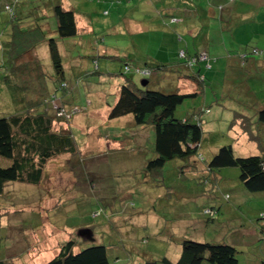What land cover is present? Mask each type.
Segmentation results:
<instances>
[{
	"label": "rangeland",
	"instance_id": "374dc122",
	"mask_svg": "<svg viewBox=\"0 0 264 264\" xmlns=\"http://www.w3.org/2000/svg\"><path fill=\"white\" fill-rule=\"evenodd\" d=\"M53 1L20 0L22 21L32 20V16L27 17L26 4L32 7ZM138 1L73 0L88 20L81 25V32L61 39L47 30L50 37L58 38L65 87L54 84L56 71L49 43L39 44L47 81L42 80L49 84V88L45 87L46 96L51 98L49 109L54 113L51 107L56 103L63 112L62 120L54 125L71 132L78 151L50 159L37 185L11 181L4 187L0 194V260L5 264H44L69 239L78 240L77 250L93 243L106 244L110 264H145L164 255L174 261L182 248L178 237L183 234L236 247L238 264H264V191L248 190L239 178L240 169L234 166L215 169L216 182L207 179L211 174L207 162L222 145L232 144L237 156L264 154V124L257 117L262 104L249 94L232 93V87L237 90L242 78L239 74L244 70L230 74L232 69L226 67L224 59L213 70L207 67L209 62H203L206 78L200 83L167 74L157 77L156 72L147 76L134 70L126 72V62L131 67L141 63L134 57H125L123 50L132 51L133 47L131 43L126 45L130 39L118 36L117 32H123L126 17L143 18L144 13L129 10ZM214 1L219 9L236 5L245 11L262 2ZM7 2L13 0H0V66L10 58L7 41L13 24L4 7ZM232 17L229 14V20ZM233 18L237 27L244 28V37L240 38L244 46L260 42L264 47V4L259 17L255 14ZM49 20L51 28H56L55 16L50 12L42 22ZM201 22L210 20L201 17ZM216 23L211 21L215 25L211 28V40L216 42L212 43L213 48L220 50L217 42H230L231 34L229 37L225 32L224 37L215 28ZM21 24L26 27L25 22ZM251 24L259 26L253 43H249L247 36ZM197 38V42L202 41L200 34ZM109 45L119 53H108L104 47ZM139 48L144 49L141 52L158 54L157 46L149 43H140ZM255 48L259 50L255 55H260L262 51ZM2 74L0 70V117L16 111ZM129 77L138 89L145 88L141 81L149 77L148 86L154 89L198 92L185 97L175 111L180 118L193 112L202 117L204 136L199 152L203 159L195 155V166L175 158L167 161L160 173L148 170L147 162L156 155L153 125L135 123L132 114L109 118L120 87ZM254 79L251 82L257 81ZM255 89L260 90L259 98L264 99V83L258 80ZM9 161L0 155V165H9ZM186 196L192 199L186 200ZM209 207L219 209L213 219L205 212Z\"/></svg>",
	"mask_w": 264,
	"mask_h": 264
},
{
	"label": "trees",
	"instance_id": "16d2710c",
	"mask_svg": "<svg viewBox=\"0 0 264 264\" xmlns=\"http://www.w3.org/2000/svg\"><path fill=\"white\" fill-rule=\"evenodd\" d=\"M20 3V0H13L4 6L11 15L13 26L10 28L12 31L10 41H7L10 46L7 53L10 58L3 61L0 70L3 73V82L16 104V111L0 117V155L10 160L9 165H0V194L11 181L39 184L50 159L61 154H75L78 151L71 132L63 128L56 129L54 125L55 121L62 120L63 112L56 103L51 107L55 109L54 113L49 109L51 98L45 94V87L49 88V84L42 80L46 78L39 51V44L42 41L49 43L56 71L54 84L65 87L66 74L58 38L50 37L47 30L57 33L61 39L76 36L79 33L76 11L55 0L49 4L39 3L37 6L33 4L32 7L31 4L25 3L29 7L27 17L32 16L33 21L29 19L22 21L20 17L22 12H19L18 8ZM7 5L9 7H6ZM49 12L56 19L54 29L51 28L50 20L42 22ZM22 22H25L26 27L21 24ZM255 49L253 47V51L245 53V56L259 51L257 49L256 52ZM201 53L197 51L188 54L185 48L179 51L180 63L186 66L196 63L201 65V68L194 72L186 73L187 78L195 79L199 83L206 78L203 62H209L200 58ZM127 67L129 70H126ZM148 67H131L127 62L125 71L131 72L140 68L149 73H135L147 76L159 68ZM144 79L150 82L149 77ZM149 82L145 88L138 89L132 86L133 78L129 77L120 87L118 98L111 106L109 118L132 114L135 123L153 125L156 155L147 162L148 170L160 173L167 161L175 158L185 161V165L195 166L196 163L193 161L195 155L203 159L199 152L204 136L202 117L193 112L185 118H180L175 115V111L185 97L198 92L183 93L179 90L154 89L148 86ZM47 92L51 91L47 89ZM205 112H209V109ZM257 117L258 121L264 124V104L258 108ZM232 166L240 169L239 178L248 190L264 191V154L237 156L232 144L222 145L207 162V168L211 173L207 175V179L216 182L218 177L215 169ZM209 209H211L209 214L212 215L210 219H213V215L219 212V209L215 207ZM78 243L76 239H69L60 247L59 252L44 264H110L106 244L93 243L77 250ZM181 246L182 252L176 261L164 256L161 260H150L145 264H238L236 247L224 242L184 239ZM0 264H5L3 259L0 260Z\"/></svg>",
	"mask_w": 264,
	"mask_h": 264
},
{
	"label": "crops",
	"instance_id": "0c3cea01",
	"mask_svg": "<svg viewBox=\"0 0 264 264\" xmlns=\"http://www.w3.org/2000/svg\"><path fill=\"white\" fill-rule=\"evenodd\" d=\"M55 1H60L66 8H73L76 11L80 33L81 25L88 23V20L85 18V14L77 10V8L74 6L73 0ZM111 1L114 3H117L118 1L119 3L124 0ZM238 1L241 0H236V2ZM214 2V0H139L137 4L138 6L135 4L132 8L129 7V10H136L144 13L145 15L143 18L126 17L125 22L121 27L123 28V32H126V34H123V32H117L118 36L124 35V38L130 39L129 41H126V45H130L131 43V46L133 47L132 51L123 50V53L126 58L134 57L137 59V61H140L139 63L141 64H138V67H159L154 71L158 74L157 77L165 76L167 74L172 78H187L186 73L188 74L189 72H194V70L201 68V65L196 63L194 65L186 66L185 64L180 63L181 60H179V51L185 48L188 54L196 53L197 51H202L204 53L206 52V58L202 60H209L210 70H213L214 66L219 68L221 66L220 61H223L222 59L227 61L228 64L226 67L228 69H232L231 71L228 70L230 74H237V72H234V70L243 69L244 72L239 74L242 77L240 84L236 87V91L232 87V93L237 92L244 93L245 95L249 94L253 100H257L263 105L264 99L261 100L259 98L260 90L255 89V85L257 84L258 80L261 84L264 83V47L260 42H255V44H247L248 46H244L243 40L240 39L241 37H244V28L237 27L234 24L233 17L236 18L237 16H241V18L244 19L248 15L251 16L255 14H257V17H259L264 0L254 5L255 8H251L250 10L246 11L236 5L226 6V8L220 6L222 9H219L216 7L217 4L214 6ZM229 14L233 16L230 20ZM201 17L205 21L210 20V23L201 22ZM212 20L217 21L216 26L218 27L215 28L220 33H222L224 37L225 32L229 37L231 34L230 42H226L224 39H221L217 42V44L220 46V50H215L213 48L212 43L216 42L211 40V28L215 26L211 25ZM262 27H264V24ZM247 29V36L250 37L249 43H253L255 37L254 34H256L259 26L251 24L247 27ZM206 30H208L207 33L205 32ZM199 34L202 41L197 42L199 41L197 38V35ZM137 40H139V42L145 46L148 43L157 46L158 54L153 55L152 53H146L144 51L141 52V50L144 49L139 48L140 43H137ZM255 41H258V38ZM253 47H258L262 51L260 52V55L251 53L246 57L245 53L252 52ZM104 49H108V53H119L118 50L113 48V45L106 46ZM166 49L167 51H165ZM160 53H162V55H159ZM112 55L116 54L113 53ZM117 55L121 56L119 54ZM214 60H216V63ZM245 72L248 74L247 77ZM253 77H255L254 80H257L256 82H251L253 80L250 79ZM245 78L247 80H245ZM237 83H239V81ZM189 198L191 197L186 196V200ZM181 236L178 237L180 238V242L178 241L179 244H181L182 240L184 239H192L187 237L185 234ZM195 240L209 241L201 237H197ZM179 249L180 251H178V256L176 257L177 259L180 257L182 252V248ZM164 256L160 257V259L152 258V260H161Z\"/></svg>",
	"mask_w": 264,
	"mask_h": 264
},
{
	"label": "built area",
	"instance_id": "2783aa9c",
	"mask_svg": "<svg viewBox=\"0 0 264 264\" xmlns=\"http://www.w3.org/2000/svg\"><path fill=\"white\" fill-rule=\"evenodd\" d=\"M6 7H9V6L7 5ZM255 51L257 52L258 50H257V49H255ZM200 58H201V59H204V58H206V55H205V53H201V55H200ZM127 69L129 70V67H127V68H126V70H127ZM136 72H144V73H149L148 71H143V70H141L140 68H137V69H136ZM206 212H208V213H209V212H211V209L207 208V209H206Z\"/></svg>",
	"mask_w": 264,
	"mask_h": 264
},
{
	"label": "water",
	"instance_id": "95a60500",
	"mask_svg": "<svg viewBox=\"0 0 264 264\" xmlns=\"http://www.w3.org/2000/svg\"><path fill=\"white\" fill-rule=\"evenodd\" d=\"M148 82H149V81H148L147 79H142V81H141L142 85H147Z\"/></svg>",
	"mask_w": 264,
	"mask_h": 264
}]
</instances>
